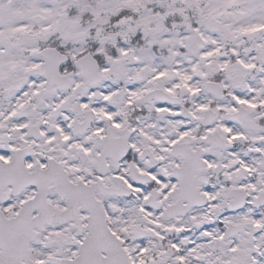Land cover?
Masks as SVG:
<instances>
[{
	"label": "snow or ice",
	"instance_id": "obj_1",
	"mask_svg": "<svg viewBox=\"0 0 264 264\" xmlns=\"http://www.w3.org/2000/svg\"><path fill=\"white\" fill-rule=\"evenodd\" d=\"M0 264H264V0H0Z\"/></svg>",
	"mask_w": 264,
	"mask_h": 264
}]
</instances>
